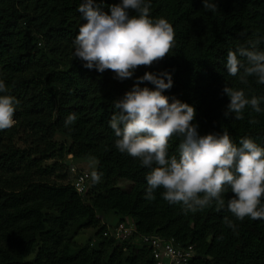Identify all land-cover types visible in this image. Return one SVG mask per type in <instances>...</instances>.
Wrapping results in <instances>:
<instances>
[{"label":"trees","instance_id":"1","mask_svg":"<svg viewBox=\"0 0 264 264\" xmlns=\"http://www.w3.org/2000/svg\"><path fill=\"white\" fill-rule=\"evenodd\" d=\"M84 2L0 0V81L7 88L0 95L18 101L15 124L0 131V264H155L142 240L149 235L193 246L191 264H264V219L236 220L227 207L217 211L214 202L185 213L163 199V188L147 199L150 169L115 147L108 123L118 111L114 101L138 77L168 71L173 87L164 95L195 108L193 123L201 136L227 129L238 146L251 138L264 147V111L246 106L243 120L225 118L230 100L223 94L226 83L244 89L248 98L264 96V85L254 77L245 86L225 67L227 52L248 41L259 40L257 47L264 50V0H218L216 12L206 10L203 0H150V16L169 21L175 45L164 60L124 81L111 70L84 68L75 56V37L87 22L77 11ZM121 2L95 0V5L110 14ZM140 87L154 90L148 82ZM70 114L76 120L66 127ZM180 142L179 136L170 140L169 156H178ZM69 156L97 162L100 180L91 179L84 195L75 187L79 175L70 181V167L61 163ZM232 195L226 189V205ZM99 212L131 219L136 232L117 240ZM226 216L236 232L225 225ZM87 229L96 230L95 246L75 242Z\"/></svg>","mask_w":264,"mask_h":264},{"label":"clouds","instance_id":"2","mask_svg":"<svg viewBox=\"0 0 264 264\" xmlns=\"http://www.w3.org/2000/svg\"><path fill=\"white\" fill-rule=\"evenodd\" d=\"M203 5L206 10L216 12L218 0H203ZM150 8V0H122L111 6L109 14L96 6L95 0L81 3L77 11L87 22L79 27L74 54L84 62L83 67L99 73L111 70L116 79L124 81L132 79L137 69L164 60L175 45L174 28L163 17L152 18ZM133 12L135 15H131ZM259 43V40L248 41L227 52L228 74L233 77L239 74V83L245 86L249 85L250 77L264 85V50L257 47ZM144 82L154 85V90L141 88ZM172 87L170 72L145 73L123 98L114 101L118 111L108 121L117 137L115 147L138 158L142 167L150 169L146 176V198L155 199L153 193L163 188V199L181 205L185 213L202 211L214 202L217 211L227 207L236 220L264 219V206H261L264 147L251 138H242L238 146L227 129L201 136L199 125L193 123L195 108L164 95ZM5 92L7 88L0 81V93ZM223 94L230 100L225 118L234 116L235 120H243L246 106L256 113L264 111L261 107L264 96L248 98L244 89L226 83ZM17 103L11 95H0V131L15 124ZM75 120L76 115L70 114L65 126ZM249 123L258 121L251 119ZM174 136L181 138L178 156H169V142ZM91 175L94 182H99L97 172ZM226 189L233 194L227 205L223 198ZM224 223L236 232L237 225L232 219L226 216Z\"/></svg>","mask_w":264,"mask_h":264},{"label":"built area","instance_id":"3","mask_svg":"<svg viewBox=\"0 0 264 264\" xmlns=\"http://www.w3.org/2000/svg\"><path fill=\"white\" fill-rule=\"evenodd\" d=\"M92 177L89 173L79 175L75 183L77 192L84 195ZM136 232L133 226H128L125 223H120L114 233L117 240H125ZM143 243L152 251V257L155 264H191L196 256L193 246L186 248L176 244L173 238H163L157 235H149L143 237Z\"/></svg>","mask_w":264,"mask_h":264},{"label":"rangeland","instance_id":"4","mask_svg":"<svg viewBox=\"0 0 264 264\" xmlns=\"http://www.w3.org/2000/svg\"><path fill=\"white\" fill-rule=\"evenodd\" d=\"M49 163H53L48 162ZM62 164L68 165L70 167L71 171V179L70 181L74 182V177H78V175H81L82 173H89L92 174L93 171H95V167L97 165V162L95 160H82V159H72V156L68 157V160L62 161ZM92 176V175H91ZM54 181H58V179H54ZM123 187H126V184H122ZM99 218H102L101 223L105 224L107 226V229H109V234L115 233V228L120 223L121 217L117 215L115 212H99L98 213ZM121 222L127 223V225L132 226V220L129 218H126L125 220H121ZM75 242L79 245H87L91 244L92 246H95L98 243V239L96 237V230L95 229H87L80 231L78 236L75 238ZM35 254L31 255L28 260L33 259Z\"/></svg>","mask_w":264,"mask_h":264},{"label":"crops","instance_id":"5","mask_svg":"<svg viewBox=\"0 0 264 264\" xmlns=\"http://www.w3.org/2000/svg\"><path fill=\"white\" fill-rule=\"evenodd\" d=\"M102 219V218H101Z\"/></svg>","mask_w":264,"mask_h":264}]
</instances>
